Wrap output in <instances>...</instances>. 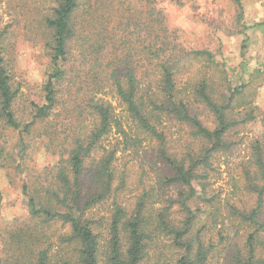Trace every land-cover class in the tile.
Returning a JSON list of instances; mask_svg holds the SVG:
<instances>
[{
	"label": "trees",
	"instance_id": "trees-1",
	"mask_svg": "<svg viewBox=\"0 0 264 264\" xmlns=\"http://www.w3.org/2000/svg\"><path fill=\"white\" fill-rule=\"evenodd\" d=\"M199 1L56 0L43 16L55 70L24 104L0 32V167L25 172L28 209L6 227L0 264H264V111L250 81L170 30L163 4ZM230 1L228 33H242L243 0ZM257 121L237 163L245 197L224 198L217 160ZM4 130L18 133L13 147ZM33 139L53 162H9ZM141 153L155 167L133 181L126 159Z\"/></svg>",
	"mask_w": 264,
	"mask_h": 264
},
{
	"label": "rangeland",
	"instance_id": "rangeland-1",
	"mask_svg": "<svg viewBox=\"0 0 264 264\" xmlns=\"http://www.w3.org/2000/svg\"><path fill=\"white\" fill-rule=\"evenodd\" d=\"M247 29L242 33H228L236 16V9L230 0L209 2L200 0L197 4L178 6L164 3L168 15L170 30L176 31L179 40L188 47L209 48L213 51L220 68L225 69L235 84L250 81L246 92L253 105L264 111V0H243ZM56 4V0H0V32L4 54L9 69L16 82L21 85L19 104L35 98L41 91V84L55 70L51 51L43 46L46 26L43 16L47 15ZM139 3H136L138 9ZM255 24H258L255 26ZM197 66H192V75H196ZM243 77V78H242ZM111 98V97H109ZM117 104L116 99H113ZM240 138L233 150L224 153L217 160L219 169L213 177L214 186L222 190L224 198L245 197L241 188L238 162L247 160L250 154V142L260 137V122L239 127ZM175 136L188 134V127L175 124ZM4 135L13 147L19 140L18 133L4 130ZM32 146L26 150L24 159L17 155L15 161L25 162L30 167L43 168L54 157L43 148L41 141L32 140ZM12 149V148H11ZM151 154H139L127 158L131 167V180L135 181L140 172V164L146 169L154 166ZM123 162V161H121ZM24 164V163H23ZM155 167V166H154ZM158 171V168H156ZM157 171H153L156 176ZM16 168L0 167V244L6 227L17 219L27 216V206L23 193V177ZM174 193V190H172ZM12 227V226H10Z\"/></svg>",
	"mask_w": 264,
	"mask_h": 264
}]
</instances>
